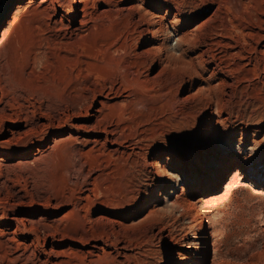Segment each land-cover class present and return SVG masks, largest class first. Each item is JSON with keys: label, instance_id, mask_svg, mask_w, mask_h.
Returning <instances> with one entry per match:
<instances>
[{"label": "bare ground", "instance_id": "1", "mask_svg": "<svg viewBox=\"0 0 264 264\" xmlns=\"http://www.w3.org/2000/svg\"><path fill=\"white\" fill-rule=\"evenodd\" d=\"M10 3L11 9L18 5L1 31L0 40L8 35L19 16L34 5L43 35L36 40V48L24 68L15 66L12 70L15 75H24L30 83L24 93H19L21 86L6 87L9 71L0 61V131L7 128V122L17 121L11 112L17 107L25 111L21 117L18 114L25 122L39 118V123L30 127L31 147L52 140V129L58 130L54 134L58 143L73 139L69 150L72 168L81 171L89 184L94 176L112 166L131 168V178H136V172L143 166L139 159L142 156L152 159L144 164L145 169L167 175V165H173L175 160L161 150L155 153V148L146 151L143 142L149 139L145 136L149 125L168 122L172 131L166 136L184 141L201 130L200 138L205 143L217 133L244 132L231 129L226 123L230 119L228 105L249 87L255 91L264 89V0H20L19 3L11 0ZM61 8L64 14H60ZM205 10L209 11L205 18L191 20ZM111 23L116 25V34L102 48L110 59V68L98 73L81 70L51 83L42 70L48 51L73 45V40ZM172 35L177 41L176 48L169 45ZM156 66L158 71L151 74ZM14 78L15 84H19L20 76ZM183 89L187 94L179 96ZM30 106L33 110L29 112ZM80 117L88 122H71ZM69 126L78 134H94L95 138L80 139L71 132L65 139L63 130ZM17 134L20 131H12L11 137ZM11 137L0 143H10ZM241 176L235 170L230 183L240 181ZM202 199L193 200L194 207ZM146 212L144 205L140 215ZM30 217L26 212L13 217L1 214L0 264H71L70 256L79 261L72 264H82L95 253L105 251L102 245L119 243L111 238L116 228L89 235L86 230L62 229L64 218L47 220L42 216L31 220ZM116 218L107 219L113 228L122 225ZM18 237L30 240L23 242ZM203 238L208 241L207 232ZM66 241L68 250L57 248ZM125 244L121 241V248H126ZM203 254L205 263L209 251ZM182 255V263L192 261L189 254Z\"/></svg>", "mask_w": 264, "mask_h": 264}, {"label": "rangeland", "instance_id": "2", "mask_svg": "<svg viewBox=\"0 0 264 264\" xmlns=\"http://www.w3.org/2000/svg\"><path fill=\"white\" fill-rule=\"evenodd\" d=\"M17 5L1 22L0 38ZM35 6L26 9L10 27L8 35L0 40V61L9 71L5 85L10 89L21 86L19 93H24L30 83L24 75H15L12 70L15 66L24 68L29 54L36 48V40L43 35ZM209 11L200 12L191 20L199 21ZM59 12L64 14L62 8ZM94 31L73 40V45L48 51L42 70L51 83L81 70L98 73L110 68V59L102 48L116 34V25L111 23ZM169 45L177 47L173 35ZM157 71L158 66L150 72ZM15 76H20L19 84H15ZM253 90L249 87L239 92L228 105L230 119L226 123L231 129L244 132L217 133L205 143L199 130L192 139L184 141L166 136L169 123L156 121L143 134L150 139L143 144L146 151L155 148V153L161 150L172 155L175 163L167 165V175L145 169L144 164L152 159L142 156L139 159L143 166L140 165L136 178H131V168L112 166L94 176L90 184L81 171L72 168L69 150L73 139L58 143L54 140L58 130L52 129V140L33 149L29 131L40 119L25 122L20 119L25 111L19 107L13 109L17 121L7 122V128L0 131V142L11 137L12 131H20L11 137L10 143H0V217L3 212L8 217L26 212L31 214V220L42 216L47 220L64 218L62 229L86 230L89 235L116 228L111 238L114 243L119 240L117 246L102 245L105 251L95 253L82 264H184L182 254H189L192 261L188 264H264V89ZM182 92L178 95L187 94L184 89ZM32 110L30 106L29 112ZM80 118L71 122H88L87 118ZM71 132L80 139L95 138L94 134H78L70 126L63 130L62 137L68 139ZM237 169L242 175L241 182L230 183ZM199 197L203 199L194 207L192 201ZM144 205L147 212L140 215ZM101 216L104 218L100 219ZM108 218L120 220L121 227L113 228ZM204 232L208 233L207 242ZM18 239L29 242L30 237ZM121 241L126 242V248H121ZM68 243L57 248L68 250ZM205 250L209 254L203 263ZM69 260L71 264L79 262L74 256Z\"/></svg>", "mask_w": 264, "mask_h": 264}, {"label": "water", "instance_id": "3", "mask_svg": "<svg viewBox=\"0 0 264 264\" xmlns=\"http://www.w3.org/2000/svg\"><path fill=\"white\" fill-rule=\"evenodd\" d=\"M11 0H3L1 5H0V24L3 18H5L11 9L10 3Z\"/></svg>", "mask_w": 264, "mask_h": 264}]
</instances>
